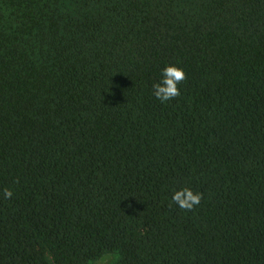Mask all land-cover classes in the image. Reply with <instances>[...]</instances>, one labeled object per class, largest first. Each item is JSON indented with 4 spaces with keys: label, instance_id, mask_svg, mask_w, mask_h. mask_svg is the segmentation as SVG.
<instances>
[{
    "label": "trees",
    "instance_id": "16d2710c",
    "mask_svg": "<svg viewBox=\"0 0 264 264\" xmlns=\"http://www.w3.org/2000/svg\"><path fill=\"white\" fill-rule=\"evenodd\" d=\"M106 255L264 264V0H0V264Z\"/></svg>",
    "mask_w": 264,
    "mask_h": 264
},
{
    "label": "clouds",
    "instance_id": "9594fccd",
    "mask_svg": "<svg viewBox=\"0 0 264 264\" xmlns=\"http://www.w3.org/2000/svg\"><path fill=\"white\" fill-rule=\"evenodd\" d=\"M184 79L185 72L182 68L176 65H166L161 71L160 79L152 85V95L160 100L161 103H166L180 96L181 93L178 85ZM3 196L6 199L11 198L13 192L10 189H4ZM201 199L202 193L194 192L189 187H181L178 190H174L171 196V200L177 204L179 208L186 210H191L199 205ZM113 259L111 255L103 256L100 264H108V262Z\"/></svg>",
    "mask_w": 264,
    "mask_h": 264
}]
</instances>
